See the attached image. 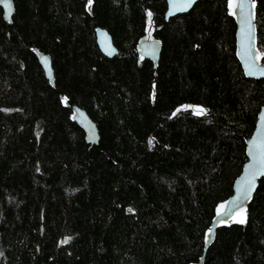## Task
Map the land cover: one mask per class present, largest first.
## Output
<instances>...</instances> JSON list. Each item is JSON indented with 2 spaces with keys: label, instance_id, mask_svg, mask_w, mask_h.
Wrapping results in <instances>:
<instances>
[{
  "label": "trees",
  "instance_id": "16d2710c",
  "mask_svg": "<svg viewBox=\"0 0 264 264\" xmlns=\"http://www.w3.org/2000/svg\"><path fill=\"white\" fill-rule=\"evenodd\" d=\"M254 1L264 55V0ZM14 3L12 24L0 7V264L199 263L264 106V79L247 78L237 56L229 0H200L169 22L166 0ZM98 27L119 50L112 59ZM146 36L161 46L157 68L140 55ZM34 48L51 56L54 86ZM204 264H264V178Z\"/></svg>",
  "mask_w": 264,
  "mask_h": 264
},
{
  "label": "water",
  "instance_id": "95a60500",
  "mask_svg": "<svg viewBox=\"0 0 264 264\" xmlns=\"http://www.w3.org/2000/svg\"><path fill=\"white\" fill-rule=\"evenodd\" d=\"M200 0H166L167 10L165 21L171 18L190 12ZM11 8L6 5L5 0H0V7L3 9L4 20L12 24L15 14L14 0H10ZM257 7L254 0H229V10L235 19L237 30V56L244 70L245 76L249 79H264L263 54L257 47ZM96 43L101 53L107 58H114L119 50L114 44L113 37L107 29L98 27L95 30ZM140 55L150 59L157 68L161 53V46L151 36L141 39L138 44ZM33 52L38 57L39 63L45 73L47 80L52 86L55 84L52 58L50 55L34 48ZM45 59L47 63H45ZM254 74L249 75V72ZM73 121L81 126L85 132L86 141L92 145H98L99 132L96 123L88 113L78 107L73 108ZM247 162L244 164L241 174L233 184V194L222 201L216 209V215L212 220L205 236V247L200 262L204 264L207 252L216 239L218 229L224 226H231L244 221L247 217L248 206L257 192L259 181L264 178V106L262 107L252 136L247 139Z\"/></svg>",
  "mask_w": 264,
  "mask_h": 264
},
{
  "label": "snow or ice",
  "instance_id": "6c2138e0",
  "mask_svg": "<svg viewBox=\"0 0 264 264\" xmlns=\"http://www.w3.org/2000/svg\"><path fill=\"white\" fill-rule=\"evenodd\" d=\"M192 2H194V0H192ZM5 3H6V5L9 7V9L11 8V4H10V0H5ZM45 63H47V60L45 59ZM252 74H254L253 72H249V75H252ZM262 74H264V72H262ZM131 211V210H130ZM242 222V221H241ZM65 242H67V241H65Z\"/></svg>",
  "mask_w": 264,
  "mask_h": 264
},
{
  "label": "rangeland",
  "instance_id": "374dc122",
  "mask_svg": "<svg viewBox=\"0 0 264 264\" xmlns=\"http://www.w3.org/2000/svg\"><path fill=\"white\" fill-rule=\"evenodd\" d=\"M194 111H195L197 114H200V115H202V114L204 113V110H203V108H201V107H196V108H194Z\"/></svg>",
  "mask_w": 264,
  "mask_h": 264
}]
</instances>
